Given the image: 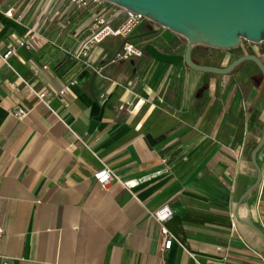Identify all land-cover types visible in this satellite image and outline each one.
Masks as SVG:
<instances>
[{
    "label": "crops",
    "instance_id": "0c3cea01",
    "mask_svg": "<svg viewBox=\"0 0 264 264\" xmlns=\"http://www.w3.org/2000/svg\"><path fill=\"white\" fill-rule=\"evenodd\" d=\"M41 4L0 0V51ZM57 8L36 48L17 49L12 68L0 60V264H264V175L239 201L255 179L259 123L240 75L156 61L146 43L169 54L186 43L154 24L149 36L146 20L77 59L90 11L71 13L69 0ZM129 43L143 54L121 57ZM15 71L36 91L68 89L46 106L27 85L12 87ZM17 107L27 110L21 120ZM103 166L119 182L100 184L93 174ZM162 204L173 212L164 251L151 216Z\"/></svg>",
    "mask_w": 264,
    "mask_h": 264
},
{
    "label": "water",
    "instance_id": "95a60500",
    "mask_svg": "<svg viewBox=\"0 0 264 264\" xmlns=\"http://www.w3.org/2000/svg\"><path fill=\"white\" fill-rule=\"evenodd\" d=\"M107 1L139 13L155 26L166 28L186 40L183 54L164 53L154 45L146 43L143 46L145 53L156 61L167 64L183 62L191 69L215 74H227L239 64L251 62L257 68L264 83V63L254 54L237 56L226 66L200 64L192 57V49L196 45L231 50L236 48L241 40L252 43L264 42V0ZM263 145L264 122L259 138L250 152V159L256 172L255 179L239 201L258 185L261 179V170L256 163L255 155ZM243 222L259 232L252 224ZM262 237L264 238V235Z\"/></svg>",
    "mask_w": 264,
    "mask_h": 264
},
{
    "label": "built area",
    "instance_id": "2783aa9c",
    "mask_svg": "<svg viewBox=\"0 0 264 264\" xmlns=\"http://www.w3.org/2000/svg\"><path fill=\"white\" fill-rule=\"evenodd\" d=\"M57 1L58 0H42V4L39 6L35 17L27 26L25 34L20 38H16L14 42L10 43L4 51H0V60L4 64L12 68L9 64V58L16 53L17 49H34L39 45L41 39L43 38L42 30L59 12L57 8ZM69 4L71 13L73 14H77L81 11H90V17L86 26V34L81 41L78 51L73 55L77 59L91 57L90 49L101 43L109 36L126 37L130 35L136 27L146 20L139 13L126 10L107 0H69ZM15 13V8H9L4 12V14L8 17H13ZM23 16L24 12L17 14V18L19 19H22ZM117 20H119V22L114 25ZM263 43L264 42L252 43L246 40H241V43L238 46L241 48L243 54H246L248 50L247 45L255 47ZM123 50L125 53L123 55L118 54V56L127 57L129 54L140 56L143 54V49L141 47L131 43L125 44ZM256 56L260 58V55ZM261 56H264V52H261ZM43 68H45V66H43ZM15 73L17 77L16 80L11 83L12 87L15 90H18L20 84L23 83L27 85L29 90L37 97L38 101L46 106H48V100L50 97L60 96L68 89V85H64L61 89L54 92L49 90L36 91L26 81H24V79H22L16 71ZM13 114L16 118L21 120L27 115V110L17 107L13 110ZM261 175H264V169L261 172ZM93 176L102 185H106L110 181L119 182V179L107 166H103L101 169L95 171ZM136 183L137 182L132 181L122 182L123 186L127 189L136 185ZM172 213L171 208L167 204H162L151 213V216L159 223L160 226V234L162 237L160 249L162 251L169 249L174 242V237L166 226V222L171 218ZM1 233L2 230L0 229V234Z\"/></svg>",
    "mask_w": 264,
    "mask_h": 264
},
{
    "label": "rangeland",
    "instance_id": "374dc122",
    "mask_svg": "<svg viewBox=\"0 0 264 264\" xmlns=\"http://www.w3.org/2000/svg\"><path fill=\"white\" fill-rule=\"evenodd\" d=\"M146 21L148 23L147 24L148 29L146 30L147 34H149V36H155L156 34H158L157 31H154L152 28L153 23L150 22L149 20ZM166 31L167 30H165V32ZM184 43H186L185 39H184ZM255 47L257 50L255 49ZM255 47L247 45L248 50L246 54H255L258 56L260 55V57H264L261 56V52H264V43L257 45ZM240 55H243V52L239 46L231 50H218V49L209 50V48H207L204 45H198L193 49V57L198 61L201 58L203 59L204 62L209 61L212 63H217V62L219 63L222 61L224 62L225 60L224 63L226 65L230 63L232 59ZM194 58L193 60L195 61ZM232 71H234V74L236 75L238 74L241 77L238 78L237 81L239 82V84L242 85V88L245 89L246 92L245 97L251 107V112L249 113L248 117L250 119H255L257 115L259 117L258 129L254 133V137L252 139V144H253L252 147H254L255 143L259 138L262 125L264 122V84L262 79L258 78L259 72L257 68L251 62H243L238 66H236Z\"/></svg>",
    "mask_w": 264,
    "mask_h": 264
},
{
    "label": "trees",
    "instance_id": "16d2710c",
    "mask_svg": "<svg viewBox=\"0 0 264 264\" xmlns=\"http://www.w3.org/2000/svg\"><path fill=\"white\" fill-rule=\"evenodd\" d=\"M258 78L262 79V77H261L260 73L258 74ZM262 81H263V80H262ZM263 84H264V83H263Z\"/></svg>",
    "mask_w": 264,
    "mask_h": 264
}]
</instances>
